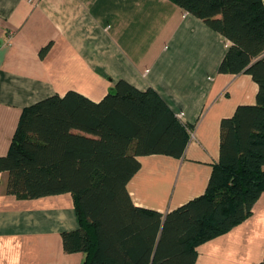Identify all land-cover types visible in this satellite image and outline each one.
<instances>
[{
  "label": "crops",
  "instance_id": "1",
  "mask_svg": "<svg viewBox=\"0 0 264 264\" xmlns=\"http://www.w3.org/2000/svg\"><path fill=\"white\" fill-rule=\"evenodd\" d=\"M229 47L169 0H0V157L28 106L69 92L98 103L118 81L152 89L191 127L190 138L181 157H138L126 188L134 206L165 215L205 194L221 121L256 104L250 75L219 73ZM7 179L1 172L0 264H82L83 254L62 244L79 228L72 196L20 200L6 193ZM196 251L195 264H260L264 192L248 219Z\"/></svg>",
  "mask_w": 264,
  "mask_h": 264
},
{
  "label": "trees",
  "instance_id": "2",
  "mask_svg": "<svg viewBox=\"0 0 264 264\" xmlns=\"http://www.w3.org/2000/svg\"><path fill=\"white\" fill-rule=\"evenodd\" d=\"M169 1L230 42L219 73L250 75L256 104L221 121L219 161L205 194L165 215L134 206L126 188L138 157H181L190 138L191 127L154 90L118 81L98 103L69 92L24 108L0 157L6 193L20 200L70 194L79 228L63 233L62 244L68 254L82 253V264H195L198 245L248 219L264 192V6ZM68 105L77 113L68 114Z\"/></svg>",
  "mask_w": 264,
  "mask_h": 264
}]
</instances>
